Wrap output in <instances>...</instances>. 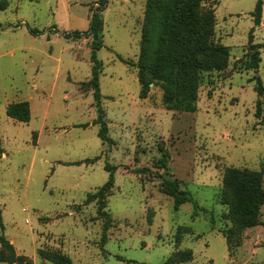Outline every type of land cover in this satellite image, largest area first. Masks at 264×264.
<instances>
[{"label":"rangeland","instance_id":"rangeland-1","mask_svg":"<svg viewBox=\"0 0 264 264\" xmlns=\"http://www.w3.org/2000/svg\"><path fill=\"white\" fill-rule=\"evenodd\" d=\"M99 1L0 0V237L33 264H54L42 250L73 264H163L179 251L193 254L183 264H264V201L226 184L231 170L264 172V97L258 118L255 89L257 76L264 85V7L254 31L261 62L248 70L257 0L206 4L230 58L206 76L197 111L185 113L163 104L158 84L142 99L137 66L118 59L139 63L148 0H108L97 54L108 144L89 85L92 39L72 36L89 30ZM25 101L29 123L7 116L9 104ZM107 164L117 170L103 244L105 219L90 197L109 180ZM164 180L192 201L176 208Z\"/></svg>","mask_w":264,"mask_h":264},{"label":"trees","instance_id":"trees-1","mask_svg":"<svg viewBox=\"0 0 264 264\" xmlns=\"http://www.w3.org/2000/svg\"><path fill=\"white\" fill-rule=\"evenodd\" d=\"M212 0H148L145 20L142 31L140 61L136 65L129 59L118 56V59L129 66H137L138 80L141 86L140 97H148L152 84L160 85L163 91V104L170 110L195 113L199 101V90L205 82L206 76L213 72L224 71L229 62V48L218 44L214 37L215 13L206 7ZM98 8L92 10L89 30L84 33L76 32L72 36L75 39L82 37L91 38V63L92 77L89 85L94 92L95 107L97 110L96 124L99 126L98 137L103 143L113 144L109 137V128L106 121V111L102 105L100 91V76L103 71V63L97 57L103 48L102 13L106 10L108 0H100ZM204 4V5H203ZM264 0H257L253 13L254 28L249 34L247 53L244 56L245 66L248 70L259 68L261 57L259 47L254 43V31L261 25ZM4 8V7H3ZM36 35L39 32L31 30ZM67 36V35H66ZM153 62L149 64V59ZM256 80V92L258 95L256 116L262 115L264 97V85L259 76ZM9 118L29 123L31 120L30 103L18 102L9 104L6 108ZM0 143V155L2 153ZM105 169L109 172V180L97 193L90 197L98 203V216L105 219L102 243L107 242V231L112 227L111 216L104 211L105 199L113 189L116 167L107 164ZM142 172V171H141ZM264 172H239L229 171L226 184L236 189L239 195L251 203L264 201V191L261 188ZM163 185L167 192L174 198L175 207L191 202L188 192L180 189L179 182L164 180ZM231 243V238L227 240ZM2 250L0 261L5 262L3 256L7 252L9 264H33L25 257H17L11 243L4 237H0ZM45 260L54 264H73L71 259L61 251H40ZM191 251H179L169 257L163 264H183L192 261Z\"/></svg>","mask_w":264,"mask_h":264}]
</instances>
